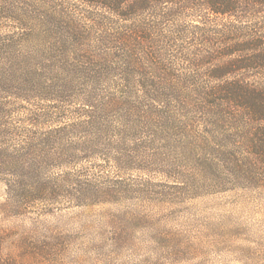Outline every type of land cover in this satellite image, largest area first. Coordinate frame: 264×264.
Segmentation results:
<instances>
[{"label":"rangeland","instance_id":"rangeland-1","mask_svg":"<svg viewBox=\"0 0 264 264\" xmlns=\"http://www.w3.org/2000/svg\"><path fill=\"white\" fill-rule=\"evenodd\" d=\"M55 1L79 19L75 53L37 61L26 45L28 65L0 83V264H264V154L192 94L205 70L178 51L217 50L234 37L220 30L251 33L264 8L213 19L207 45L191 33L166 43L184 90L161 96L123 80L78 2ZM61 20L51 45L71 37ZM93 60L109 62L95 78ZM243 74L264 83L263 70Z\"/></svg>","mask_w":264,"mask_h":264},{"label":"trees","instance_id":"trees-1","mask_svg":"<svg viewBox=\"0 0 264 264\" xmlns=\"http://www.w3.org/2000/svg\"><path fill=\"white\" fill-rule=\"evenodd\" d=\"M75 1L81 7V18L91 24L92 30H98L101 44L114 45L116 59L113 65H118L123 80L130 85L135 83L146 87L151 93L159 90L161 96L164 95L162 92L184 90L173 83L172 70L166 62L171 49L166 43L172 44L173 39L184 41V36L191 33L202 37L207 45L213 33V19L246 17L252 20L264 8V0ZM54 2L0 0V83L11 82L3 72L12 69V65L17 64L16 60L20 65H28L29 55L23 57V54L16 53L23 52L26 45L35 50L40 48L35 52L40 55L34 54L36 59H49L51 54L47 51L64 58L73 50L75 53L80 42L79 19L63 11L53 12L50 7ZM61 18L66 21L64 32L71 37L51 45L47 41L53 37L55 29L63 30L59 24ZM187 18L195 20L190 24L184 23ZM226 26L219 33L227 32L234 37L222 41L217 50L211 47H196L193 50L181 46L178 51L185 58H190L189 62L196 69L205 70L207 83L191 90L192 94L220 121L236 122V127L246 129V134L250 136L246 146L257 155H263L264 83L249 81L242 75L246 71H264V23L257 29L250 27L251 33L240 25ZM33 33H36V37H33ZM46 46L50 49H46ZM108 64L107 60L102 63L93 60L87 68L91 71L88 73L93 78L98 77L100 66Z\"/></svg>","mask_w":264,"mask_h":264}]
</instances>
